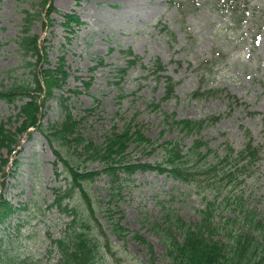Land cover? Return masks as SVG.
Segmentation results:
<instances>
[{
    "label": "rangeland",
    "instance_id": "1",
    "mask_svg": "<svg viewBox=\"0 0 264 264\" xmlns=\"http://www.w3.org/2000/svg\"><path fill=\"white\" fill-rule=\"evenodd\" d=\"M238 1L248 6L239 23L209 0H51L50 15L45 13L43 0H0V89L16 79L31 78L30 70L36 67L27 65L35 57L23 54L17 42L23 34L24 16L30 12L33 20L28 33L39 36L46 51L40 68H56L62 56L66 72L41 108L43 126L62 119L61 94L78 121V131L93 143L101 142L110 131L120 132L128 121L137 124L155 148L147 152L130 145L126 150L130 162L158 161L160 144L169 139L182 149L194 138L207 141L219 152L225 141L238 149L243 146L244 129L264 149V0ZM65 14H76L79 23L64 26ZM132 59L134 63L128 65ZM157 61L162 70L156 68ZM164 76L175 82L168 97ZM212 88L214 94L189 96L196 89ZM26 100L30 98L0 99V126L12 131L0 146V193L15 208L0 223V258L30 256L37 264H56L58 254L50 238L61 235L73 215L60 210L54 199L57 191L71 185V176L41 131L14 134L22 120L19 106ZM167 114L173 119L195 120L211 114L219 118L199 133H186L170 124ZM12 138L17 144L12 145ZM51 144L73 168L101 171L104 167L102 160L79 154L81 148L73 141L60 146L53 140ZM8 157L13 161L3 173ZM118 174L122 187L114 196L105 172L84 182L94 204L89 220L101 243L103 261L99 264L161 263L166 260L165 246L152 225L161 221L162 203L169 201L174 212L190 221L198 217L201 195L154 170H119ZM239 185L232 193L223 189L217 197L234 199L242 193L245 205L255 207L264 223V155ZM70 192L61 205L67 204L77 214L83 212L78 191ZM205 196L212 194L205 192ZM108 203L121 234L112 231L107 221L108 211L102 207ZM141 238L149 242V248ZM105 242L109 251L102 247Z\"/></svg>",
    "mask_w": 264,
    "mask_h": 264
},
{
    "label": "trees",
    "instance_id": "2",
    "mask_svg": "<svg viewBox=\"0 0 264 264\" xmlns=\"http://www.w3.org/2000/svg\"><path fill=\"white\" fill-rule=\"evenodd\" d=\"M210 3L223 11H228L233 23H239L248 13L247 2L239 3L238 0H209ZM47 4L45 13L50 15L53 7L51 0H43ZM44 5V4H43ZM64 26L71 22L79 23L76 14H65ZM49 21L50 17L47 16ZM33 15L26 12L24 16L23 34L17 42L23 54L35 57L34 62H27V65H35L31 68V78L14 80L10 86L0 89V99L13 101L14 99L28 96L19 106L18 116L22 117L16 133H25L29 136L30 127L38 129L47 139L52 147L56 158L67 168L71 176V185L62 192L57 191L54 199L62 211H71L73 218L66 221V226L61 235L50 238V246L58 254L56 264H99L103 261L101 254V243L91 229L89 215L93 217L94 204L92 198L84 187V182L92 181L101 172L108 174V187L112 196L118 193L122 187L120 184L119 170L132 173L139 169L141 171L154 170L158 173H165L172 178L181 181L189 188H193L201 195L200 206L196 209L198 217L194 220L185 221L169 205V201L162 203L163 213L161 221L155 222L152 227L158 233L165 246L164 260L155 264H264V223L258 216L255 207L245 205L242 193H238L234 199L228 195L217 197L223 189L227 193L250 176L252 167L260 161L264 155V149L253 143L251 132L244 129L243 146L234 149L230 143H223L221 152L212 148L207 141L194 138L189 146L182 149L176 140H165L160 144L162 156L153 163L145 161L130 162L126 157L127 148L134 144L147 152L153 150L154 142L146 137L137 124L128 121L120 132L104 134L99 143H93L92 139H86L78 131V121L73 116L70 108L64 103L60 94V108L62 119L50 125L43 126L40 122L41 108L46 99L52 95V88L59 87L66 78L63 70V57L58 58V64L53 69L42 67L46 61V51L43 44H39V36L29 34V24ZM130 53V50H127ZM39 63V66L37 64ZM134 60H128L132 65ZM156 68L162 70L163 66L157 61ZM123 71V70H121ZM160 77V74H158ZM165 97L172 94L175 82L170 76H164ZM216 89H196L189 94L190 97H198L203 94H214ZM233 95H229L232 97ZM170 124L180 126L186 133H199L204 125L215 122L219 115H208L205 118L195 120L182 118L173 119L172 115H165ZM170 117V118H169ZM12 133L9 129L0 126V146H3ZM55 140L58 145L70 144V141L80 146L79 154H84L88 159H100L104 162L101 171L78 170L58 152L51 144ZM12 145L17 144L12 138ZM14 148V147H13ZM11 148L10 151L13 150ZM85 158V159H87ZM9 157L4 160L3 173L8 164ZM70 190L78 191L83 203V212L77 214L67 204L61 205V201L71 195ZM205 192L211 193V198H206ZM108 211L107 221L111 222L112 231L121 234L122 227L118 220L113 219V211L107 206L102 207ZM15 208L4 199L0 193V223L11 216ZM232 212L231 215H225ZM225 213V214H224ZM224 214V216H223ZM95 219V217H94ZM97 223V219H95ZM101 231V230H100ZM101 235H104L103 230ZM139 235L134 237L140 239ZM141 241L150 247L148 241L141 238ZM102 247L109 251L108 242ZM0 264H37L30 256H23L14 259V256L0 258Z\"/></svg>",
    "mask_w": 264,
    "mask_h": 264
}]
</instances>
